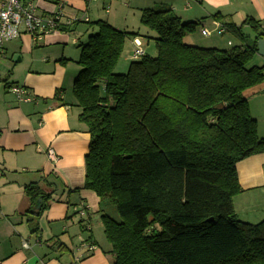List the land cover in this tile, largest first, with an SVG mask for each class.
Here are the masks:
<instances>
[{
  "label": "trees",
  "instance_id": "trees-1",
  "mask_svg": "<svg viewBox=\"0 0 264 264\" xmlns=\"http://www.w3.org/2000/svg\"><path fill=\"white\" fill-rule=\"evenodd\" d=\"M139 24L128 32L94 22L72 87L89 134L84 188L100 211L108 202L117 213L101 215L111 264H264V220L239 221L232 206L236 163L264 153L242 95L264 81L263 68L246 67L264 40L259 23L247 19L251 43L225 51L184 43L198 22H181L167 6L142 9ZM240 27L223 28L243 41ZM136 37L154 41L155 55L114 73ZM24 194L37 220L51 194L35 183Z\"/></svg>",
  "mask_w": 264,
  "mask_h": 264
},
{
  "label": "crops",
  "instance_id": "crops-1",
  "mask_svg": "<svg viewBox=\"0 0 264 264\" xmlns=\"http://www.w3.org/2000/svg\"><path fill=\"white\" fill-rule=\"evenodd\" d=\"M30 1L37 15L59 12L61 21L70 24L65 32L50 33L38 43L25 32L23 23L11 25L1 40L0 264H111L114 255L100 220L107 206L100 211L99 198L84 188L89 134L78 120L80 108L72 94L80 70L78 46L96 32L93 23L98 20L119 31L141 30L137 16L128 23L130 15L140 17L142 9L167 6L181 22H198L184 43L223 51L238 46L228 30L220 35L213 32L217 23L241 26L245 39H236L243 47L255 37L251 26L244 24L247 19L258 22L264 34V0H123L122 10L113 0ZM203 28L210 31V37L215 35L212 40H202ZM136 38L144 54L154 56L155 47L148 53L154 41ZM133 39L127 38L120 57L129 63ZM246 67L263 68L264 75V59L257 52ZM13 86L23 87L34 100L19 102L9 90ZM242 95L256 122L257 135L264 139V81ZM48 147L57 154L55 164L45 155ZM235 171L241 190L232 199L235 216L257 224L264 220V153L236 163ZM30 183L51 194L48 207L37 220L27 215L31 203L24 186ZM80 204L87 207L85 217L78 214ZM87 244L94 249H84Z\"/></svg>",
  "mask_w": 264,
  "mask_h": 264
},
{
  "label": "built area",
  "instance_id": "built-area-1",
  "mask_svg": "<svg viewBox=\"0 0 264 264\" xmlns=\"http://www.w3.org/2000/svg\"><path fill=\"white\" fill-rule=\"evenodd\" d=\"M61 8V6H59ZM23 23L25 32L31 37V39L38 43L42 39L59 29L63 24L69 25V22L63 23L61 21V14L54 13L51 16H39L36 13V7L30 0H0V47L2 43V37L5 34L7 27ZM215 28L213 32L220 35L224 33L225 28L223 26L215 23ZM203 37H209L211 35L210 31L203 28L200 31ZM134 49L132 50L131 59H139L144 55V50L142 48V43L140 39H133ZM10 92L19 102H27L29 100H34L31 96L27 95L26 90L23 87L13 86L10 88ZM45 155L51 164H55L58 160L57 154L52 148H47ZM87 207L80 204L78 207V214L81 217H85ZM23 248H27V244H22ZM87 251H92L94 247L92 245H85Z\"/></svg>",
  "mask_w": 264,
  "mask_h": 264
},
{
  "label": "rangeland",
  "instance_id": "rangeland-1",
  "mask_svg": "<svg viewBox=\"0 0 264 264\" xmlns=\"http://www.w3.org/2000/svg\"><path fill=\"white\" fill-rule=\"evenodd\" d=\"M113 2H114V4H115L116 7H119V6L122 5L123 0H113ZM120 8L122 10V6ZM136 16L138 18L137 23H139L138 14H136V15L132 14V15H130L129 18H128V23L133 22L134 21V18L133 17H136ZM143 30H145V29H143ZM142 33H144V31H142ZM214 36L215 35H212V37L209 36V37H206V38L205 37H202V40H212V38H214ZM233 39L235 40L234 42L238 45V46H233V47H239V44H238V43H240L239 40L236 39V38H234V37H233ZM149 41H151V40H149ZM204 42H206V41H204ZM145 48H147V47H145ZM149 49H150V51L148 53H151V51L154 52V45H153V43H152V45L149 46ZM155 53H156V51L152 55H155ZM123 57L118 61L117 67L114 68V73H116V74H124L127 71L129 62L126 61L125 59H123ZM104 204L107 206V209H108V210H106V215H108L112 219H116L117 220V213L115 211V207L113 205H111L110 203H108V202H104L103 205ZM100 220H101V217H100Z\"/></svg>",
  "mask_w": 264,
  "mask_h": 264
},
{
  "label": "water",
  "instance_id": "water-1",
  "mask_svg": "<svg viewBox=\"0 0 264 264\" xmlns=\"http://www.w3.org/2000/svg\"><path fill=\"white\" fill-rule=\"evenodd\" d=\"M256 45H257V54L260 55L263 59H264V40L263 39H259L256 41ZM36 210L38 211L40 209V199H38L36 201ZM34 217H36L38 215V212L33 214ZM208 221H212V219H209Z\"/></svg>",
  "mask_w": 264,
  "mask_h": 264
}]
</instances>
